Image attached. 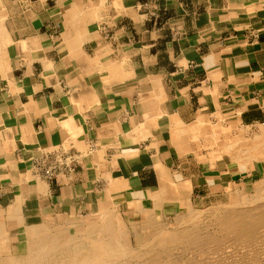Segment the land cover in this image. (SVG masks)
Here are the masks:
<instances>
[{
  "label": "crops",
  "instance_id": "1",
  "mask_svg": "<svg viewBox=\"0 0 264 264\" xmlns=\"http://www.w3.org/2000/svg\"><path fill=\"white\" fill-rule=\"evenodd\" d=\"M232 119L264 126V0H0L8 223L183 201L216 167L195 138ZM59 147L76 172L36 177Z\"/></svg>",
  "mask_w": 264,
  "mask_h": 264
},
{
  "label": "rangeland",
  "instance_id": "2",
  "mask_svg": "<svg viewBox=\"0 0 264 264\" xmlns=\"http://www.w3.org/2000/svg\"><path fill=\"white\" fill-rule=\"evenodd\" d=\"M202 133L204 134L199 138H195L196 144L192 147L200 152L198 155L206 156L204 159L208 158L211 166L216 167L212 166L211 172H204L211 173V187L205 186L203 190L198 187L194 193L191 188L192 191L187 196L189 202L183 204L155 199L135 202L142 206V212L119 199L110 206L115 211L63 214L35 225L48 223L55 225L52 228L55 230L66 227L74 236L85 233L90 226H104L105 220L111 217L116 228L123 229L128 249L127 256H119L117 264H264V184H261L264 181V126L247 127L232 119L217 123ZM229 170L231 172H225ZM234 211L248 212V224L256 222L252 227V239L243 240L237 232L223 228L221 221ZM259 211H262L261 214ZM6 216L5 213L0 218V222L6 226H0V260L7 259L16 251L19 256L23 254L27 242V227L33 226L8 223ZM255 237L257 238L254 239ZM214 243L220 244V248L219 245L212 246ZM217 248L220 251L216 252ZM23 257L19 258L24 263ZM68 258L60 253L54 256L53 261L48 262L62 264L65 261L67 263L64 264H72ZM29 263L27 261L24 264Z\"/></svg>",
  "mask_w": 264,
  "mask_h": 264
},
{
  "label": "bare ground",
  "instance_id": "3",
  "mask_svg": "<svg viewBox=\"0 0 264 264\" xmlns=\"http://www.w3.org/2000/svg\"><path fill=\"white\" fill-rule=\"evenodd\" d=\"M240 146H242V144ZM228 154H229V152H228ZM261 184H264V181H262ZM189 188L190 187L188 185H184L181 187V190H177L178 196L180 198H183V201H180L183 204H185L186 202H189V201H187V196H189V193H190ZM189 207H190V205H189ZM254 207H256V206H254ZM261 207H262V205H261ZM261 207H260V210H261ZM258 208H259V206H258ZM245 209H246V207H245ZM250 209L252 210V208H250ZM251 210H248V211L250 212ZM259 212L261 214L262 211H259ZM146 213H149V212H146ZM247 213L248 212H242V211L232 212L228 216L224 217L223 220L221 221L223 228L226 230H229V231L231 230V231L237 232L238 234H240L239 236H241L240 238H242L243 240H245V239L250 240L251 236L254 233V229H252V227L254 225H256V222L253 225H252V223L250 224V222H249V224H250V227H249L248 221L250 219H249V217H248L249 215H247ZM110 215H111V213H110ZM257 215L258 214H256V216ZM254 216H255V214H254ZM254 216H252V217H254ZM247 217L249 219L248 221H247ZM108 218L105 220V223H103L104 226H99V227L98 226H95V227L90 226L85 233H79V234L77 233L74 236L70 233V231L68 229H66V227H65V229L55 230L52 228L56 227V226L52 225V224H48V223H43L42 225H33L30 227H27V242L25 243V246H24L25 247L24 252L21 255V256H24L23 257L25 259L24 263H26L28 261L30 263H41V264L48 263L49 264L48 261H50V260L53 261L54 256L56 254H60V253H62V254L64 253V256H68L69 257L68 259H70L72 264H117V263H119V261H120L119 256H125L127 254L128 249H127V245L125 244L126 236L122 232L123 229L122 228H116L114 221H112L110 219L111 217H108ZM260 218L262 219L263 217H260ZM253 219H255V218H253ZM206 220H207V218H206ZM151 221H152V218L150 219L149 223ZM116 225H118V224H116ZM258 230H260V229H258ZM259 237H261V236H259ZM193 238H194V236H193ZM256 238L257 237H255L254 239H256ZM138 241H140V240H138ZM192 242H194V241H192ZM211 242H212V240H211ZM218 242H220V241H218ZM7 243H8V241H7ZM215 243H214V245L212 244V246H215L216 245ZM223 243H225V242H223ZM207 245L209 246V244H207ZM218 245H216V246H218V248H220L221 245L220 244H218ZM214 248L216 249V247H214ZM218 248H217L216 252H218V250H219ZM157 255L159 256V254H156V256ZM21 256H19L17 251H16V252H14V254H10V256L7 259L3 258L4 260H0V264H24L21 260L22 258H19ZM149 258H151V257H149ZM154 258H156V257H154ZM62 259H64V258L62 257ZM159 260H157V262ZM60 262H62V261H60ZM146 262H147V260H146ZM161 262H162V260H161ZM64 263H67V262H65V261L62 262V264H64ZM136 264H137V262H136Z\"/></svg>",
  "mask_w": 264,
  "mask_h": 264
},
{
  "label": "built area",
  "instance_id": "4",
  "mask_svg": "<svg viewBox=\"0 0 264 264\" xmlns=\"http://www.w3.org/2000/svg\"><path fill=\"white\" fill-rule=\"evenodd\" d=\"M80 163V155L71 149L56 148L36 157L32 161V170L36 177L54 180L59 175H73Z\"/></svg>",
  "mask_w": 264,
  "mask_h": 264
}]
</instances>
